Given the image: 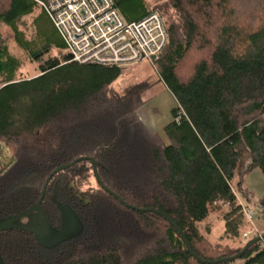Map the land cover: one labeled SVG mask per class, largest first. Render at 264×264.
I'll list each match as a JSON object with an SVG mask.
<instances>
[{
	"label": "trees",
	"instance_id": "1",
	"mask_svg": "<svg viewBox=\"0 0 264 264\" xmlns=\"http://www.w3.org/2000/svg\"><path fill=\"white\" fill-rule=\"evenodd\" d=\"M35 5L0 0V79L8 81L0 85V141L12 153L0 168V218L27 211L55 168L88 156L106 186L134 206L168 214L204 259L235 255L260 235L239 200L252 207L246 176L257 167L264 175V0H166L150 9L141 4L137 13L126 8L131 19L157 11L166 23L169 41L154 64L178 102L165 126L169 142L139 116L148 86L121 94L113 87L120 65L72 61L45 12L51 28L45 40L59 56L41 64L42 74L15 80L18 60L1 26L16 31ZM32 56L40 60L41 52ZM222 204L225 233H250L243 242L215 244L200 231L199 222ZM62 207L80 220L78 233L45 245L26 229L2 231V264H202L166 218L105 191L90 160L52 177L42 210L56 229ZM258 207L264 215V196ZM238 260L264 264V241Z\"/></svg>",
	"mask_w": 264,
	"mask_h": 264
},
{
	"label": "rangeland",
	"instance_id": "2",
	"mask_svg": "<svg viewBox=\"0 0 264 264\" xmlns=\"http://www.w3.org/2000/svg\"><path fill=\"white\" fill-rule=\"evenodd\" d=\"M118 3L119 10L126 17V8L133 9L137 13L139 6L142 4L147 9L155 5L163 4L166 0H115ZM44 10L35 5L32 13L24 15L17 22V30L3 24L1 33L5 38L8 46L9 54L18 60V66L15 73V80L32 79L40 74L41 64H44L50 58L59 56V50L53 45H48L45 40L47 33L51 30L48 24V19L43 15ZM18 34L20 39L27 42L26 45H21L17 42L15 34ZM26 44V43H24ZM32 50L41 52V59L36 60L32 56ZM64 52H68L63 49ZM8 81L6 76L0 79V85H4ZM146 84L148 88L145 91L144 98L146 103L138 110L139 116L144 123L153 132L160 133L166 142L168 138L165 135V126L173 119L172 110L178 105V102L161 77V74L156 66L149 60L126 64L121 66V72L113 81V87L121 94H126L133 88L139 85ZM12 153L9 148L3 144V151L0 154V168L10 162ZM246 183L251 187L258 198L264 195V175L257 167L250 171L246 176ZM235 187V182H233ZM221 210L211 212L208 218L199 222L200 231L215 244L220 245H235L243 242L248 237L245 233L233 238L225 233V220L222 211L226 210V205H221ZM254 209L253 222H264V217L261 209L257 204H252ZM252 226V225H250ZM244 260H238L235 264H243Z\"/></svg>",
	"mask_w": 264,
	"mask_h": 264
},
{
	"label": "built area",
	"instance_id": "3",
	"mask_svg": "<svg viewBox=\"0 0 264 264\" xmlns=\"http://www.w3.org/2000/svg\"><path fill=\"white\" fill-rule=\"evenodd\" d=\"M33 1L53 22L71 60L81 64L122 66L145 59L154 63L169 41L165 20L157 11L128 20L114 0ZM2 150L0 141V154ZM239 201L251 222L254 209Z\"/></svg>",
	"mask_w": 264,
	"mask_h": 264
},
{
	"label": "water",
	"instance_id": "4",
	"mask_svg": "<svg viewBox=\"0 0 264 264\" xmlns=\"http://www.w3.org/2000/svg\"><path fill=\"white\" fill-rule=\"evenodd\" d=\"M83 160H90L93 165V172L94 176L97 180V182L101 185V187L107 191L109 194L113 195L116 199H118L121 203L124 205L130 207V208H135L140 211L144 212H149L153 211L156 212L157 214L163 216L166 218L180 233L181 238L183 239L187 250L189 253L196 258L199 262L202 264H218V263H224V262H233L241 258L247 251L248 249L256 242H262L264 241V234H260L254 238H251L246 242L244 247L240 252H238L235 255L228 256V257H223L217 260H207L204 259L202 256H200L197 252H195L190 244V241L184 232V230L165 212L156 209V208H139L137 206H134L127 201H125L119 194H117L115 191L110 189L108 186H106L103 182L102 179L99 175L98 172V167H97V162L93 157H88V156H82L78 158L76 161H72L68 164H63L55 168L51 174L48 176L46 179V182L43 186V190L41 193V196L39 200L32 206L30 207L27 211L19 213L17 215L9 216L6 218H0V232L8 230V229H13V228H19V229H26L31 232H33L40 243L45 244V245H54L56 243L61 242L62 240L78 233L82 229V224L76 214L69 208L67 207H62L63 209V224L62 227L60 228V231L53 227L50 222L48 221L45 213L42 210V204L44 201V198L46 196V192L49 186V183L52 179V177L65 169H68L72 167L76 162L83 161ZM23 218H30V222L27 223H20V220ZM66 232H69L66 234ZM53 234L57 239L55 241H49L50 239V234ZM3 260L0 255V264H2Z\"/></svg>",
	"mask_w": 264,
	"mask_h": 264
},
{
	"label": "crops",
	"instance_id": "5",
	"mask_svg": "<svg viewBox=\"0 0 264 264\" xmlns=\"http://www.w3.org/2000/svg\"><path fill=\"white\" fill-rule=\"evenodd\" d=\"M126 17H127L126 19H128V20L131 19V17L127 13H126ZM131 20H134V19H131ZM247 186L249 187V185H247ZM249 188L251 189L253 197H254L253 200H252V203L258 205V200L260 198H262L264 195L262 197L258 198L256 193H255V191L251 187H249ZM240 200L245 204V201L243 199H240ZM226 207H227V205H226ZM263 217H264V215H263ZM249 223H250V225H252L251 227L253 228L254 232H257V233H260V234H264V222L258 221L256 223H254L253 220H252L251 222L249 221Z\"/></svg>",
	"mask_w": 264,
	"mask_h": 264
},
{
	"label": "flooded vegetation",
	"instance_id": "6",
	"mask_svg": "<svg viewBox=\"0 0 264 264\" xmlns=\"http://www.w3.org/2000/svg\"><path fill=\"white\" fill-rule=\"evenodd\" d=\"M58 230L60 231V229H58ZM67 233H69V232H66V234H67ZM49 234H50V238H49V239H50V240H49L50 242H51V241H55V240L57 239V237H55L53 234H51V233H49Z\"/></svg>",
	"mask_w": 264,
	"mask_h": 264
},
{
	"label": "bare ground",
	"instance_id": "7",
	"mask_svg": "<svg viewBox=\"0 0 264 264\" xmlns=\"http://www.w3.org/2000/svg\"><path fill=\"white\" fill-rule=\"evenodd\" d=\"M45 12V11H44ZM46 13V12H45Z\"/></svg>",
	"mask_w": 264,
	"mask_h": 264
}]
</instances>
